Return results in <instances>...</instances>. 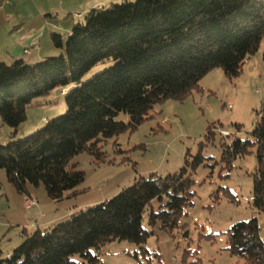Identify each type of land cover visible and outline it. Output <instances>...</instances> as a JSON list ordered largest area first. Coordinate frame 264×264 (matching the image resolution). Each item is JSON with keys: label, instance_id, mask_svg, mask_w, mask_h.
I'll return each instance as SVG.
<instances>
[{"label": "trees", "instance_id": "16d2710c", "mask_svg": "<svg viewBox=\"0 0 264 264\" xmlns=\"http://www.w3.org/2000/svg\"><path fill=\"white\" fill-rule=\"evenodd\" d=\"M263 38L264 0H124L91 9L72 24L65 39L50 35L59 57L35 64L0 63V118L15 129L12 137L37 99L59 89L66 107L32 134L2 143L0 169L24 197L27 185H42L52 201L74 197L85 178L71 164L75 156L86 152L103 161L102 143L135 130L155 104L182 101L215 68L228 79L236 78ZM100 64L110 66L82 81ZM119 114L128 122L119 121ZM249 134L251 140L235 138L222 144V159L230 162L256 146L252 206L264 212V105ZM211 135L210 130L205 139ZM203 162L197 154L191 161L185 159L175 174L135 177L109 200L51 227L36 228L11 253L3 255L0 249V264H77L75 255L96 264L98 257L91 251L108 242L144 245L150 233L142 218L150 203L166 199L157 212L150 211V224L159 221L164 230L177 226L179 216L192 205L190 173ZM227 235L231 255L244 264H264L256 218L234 223Z\"/></svg>", "mask_w": 264, "mask_h": 264}, {"label": "rangeland", "instance_id": "374dc122", "mask_svg": "<svg viewBox=\"0 0 264 264\" xmlns=\"http://www.w3.org/2000/svg\"><path fill=\"white\" fill-rule=\"evenodd\" d=\"M122 1L115 0L104 7ZM77 21L76 16H67L58 23L69 27ZM61 36L66 38L63 32ZM58 53L55 57L60 56ZM109 66H96L82 81ZM63 94L64 91L56 89L49 96L34 101L27 108V118L17 128L15 137L11 136L15 129L4 125L0 118V145L24 138L42 128L47 120L63 114L66 110ZM263 105L264 38L236 78L228 79L220 68H215L182 101L169 99L155 104L149 118L135 130L102 143L103 161H97L86 152L75 156L71 164L84 172L85 178L74 197L52 201L42 185H27L26 194L35 198L38 206L26 210L25 194H19L0 169V249L3 255L11 253L5 252L7 247H13L7 251L14 250L36 227H43L44 221L64 222L69 216L58 219L63 213L77 212L84 209V205L90 207L109 200L135 177L175 174L184 166L185 159L191 161L200 154L204 158L203 165L190 173L192 205L179 216L177 226L164 230L159 227V221L149 223L150 211L157 212L166 202L165 198L153 200L142 218L143 228L150 233L144 245L111 241L91 253L98 257L96 264H244L226 250L227 233L234 223L253 217L258 221L264 242V212L252 206L256 146L252 145L249 153L227 162L222 159V144L228 145L235 138L251 140L249 132ZM117 119L128 122L125 114H119ZM210 130L213 135L206 140ZM16 241L19 242L15 244ZM72 260L88 264L78 255Z\"/></svg>", "mask_w": 264, "mask_h": 264}, {"label": "crops", "instance_id": "0c3cea01", "mask_svg": "<svg viewBox=\"0 0 264 264\" xmlns=\"http://www.w3.org/2000/svg\"><path fill=\"white\" fill-rule=\"evenodd\" d=\"M114 1L0 0V63L10 65L15 60H23L28 64H35L46 57L55 56L58 51L53 48L50 35L53 32L60 35L63 32L68 35L72 26L70 24L69 27H64V24L58 23L61 19H65L67 16H76V19H82L89 10L104 7ZM77 15H81V17L77 18ZM26 50H28L27 53H25ZM84 206L87 207V205ZM84 206L83 208H85ZM75 212V210H69L58 219L70 216ZM41 216L42 218L46 217L45 213H42ZM53 220L44 221L41 225L43 227L40 229L56 224L54 223L56 221ZM18 242L16 241L15 244ZM12 248L7 247L5 252H11L7 250Z\"/></svg>", "mask_w": 264, "mask_h": 264}, {"label": "built area", "instance_id": "2783aa9c", "mask_svg": "<svg viewBox=\"0 0 264 264\" xmlns=\"http://www.w3.org/2000/svg\"><path fill=\"white\" fill-rule=\"evenodd\" d=\"M79 16L80 15H77V17H79ZM27 52H28V50L25 51V53H27ZM224 136H227V135L224 134ZM23 204H24V208L26 210H30V209H33V208L37 207L38 202H37V200L35 198L30 197V196H26L23 199Z\"/></svg>", "mask_w": 264, "mask_h": 264}]
</instances>
